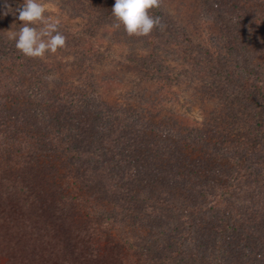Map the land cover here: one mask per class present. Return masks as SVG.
<instances>
[{
	"label": "trees",
	"instance_id": "1",
	"mask_svg": "<svg viewBox=\"0 0 264 264\" xmlns=\"http://www.w3.org/2000/svg\"><path fill=\"white\" fill-rule=\"evenodd\" d=\"M235 2L231 20L249 22L251 4L264 15V0ZM254 22L264 59V20ZM157 31L145 37L153 50ZM229 41L238 52L250 37ZM6 46L0 58L12 56L0 59L4 264H264L263 63L230 68L227 86L236 92L226 95L217 122L205 116L166 126L157 109L111 104L95 95L91 81L77 89L50 82L42 75L48 65L36 70L15 43L7 46L11 52ZM15 55L20 64L9 62ZM159 63L154 70L165 78ZM130 221L148 233L128 237L121 229Z\"/></svg>",
	"mask_w": 264,
	"mask_h": 264
},
{
	"label": "rangeland",
	"instance_id": "2",
	"mask_svg": "<svg viewBox=\"0 0 264 264\" xmlns=\"http://www.w3.org/2000/svg\"><path fill=\"white\" fill-rule=\"evenodd\" d=\"M235 1L230 0L227 6L220 0L217 7L204 0H164L160 9L153 10L166 25L155 34L153 50L145 37H130L122 26H116L109 12L115 0H45L50 14L61 21L67 47L43 59L36 58L33 64H37L36 70L48 65V75H42H54L67 89L85 87L91 81L95 95L111 104L128 109H157L163 120L161 125L198 122L205 116L215 123L219 113L224 115L221 106L226 95L236 92L234 84L227 86L231 82L230 68L246 60L264 64L253 34L258 24L255 19L264 20L263 9L251 4L254 17L249 22L231 20L239 8ZM22 3L23 0H0V46L12 47L15 43L7 38V33L22 27L15 11ZM228 24L231 27L226 30ZM242 33L250 37V43L238 52L227 48L230 35L236 38ZM11 56L0 59L7 62ZM92 56H97L94 61ZM155 61L163 66L165 78L154 70ZM9 62L21 63L16 55ZM92 62L93 69L89 67ZM25 84L30 87L32 82L27 79ZM206 174L210 175L207 169ZM126 224L129 226L121 231L128 230L132 239L148 233L147 227L133 225V221ZM3 262L0 257V264Z\"/></svg>",
	"mask_w": 264,
	"mask_h": 264
},
{
	"label": "clouds",
	"instance_id": "3",
	"mask_svg": "<svg viewBox=\"0 0 264 264\" xmlns=\"http://www.w3.org/2000/svg\"><path fill=\"white\" fill-rule=\"evenodd\" d=\"M164 0H115L111 14L131 37H146L154 30L163 31L166 25L162 17L153 10L160 9ZM22 27L7 33V38L15 42L16 49L28 58L43 59L47 54H55L67 47V37L61 31V21L50 14L45 0H23L15 10ZM49 75L51 82L56 79Z\"/></svg>",
	"mask_w": 264,
	"mask_h": 264
}]
</instances>
